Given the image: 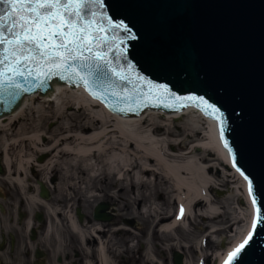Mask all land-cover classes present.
Returning <instances> with one entry per match:
<instances>
[{"label":"water","instance_id":"1","mask_svg":"<svg viewBox=\"0 0 264 264\" xmlns=\"http://www.w3.org/2000/svg\"><path fill=\"white\" fill-rule=\"evenodd\" d=\"M4 7L0 5V8ZM104 7L112 23L109 25L100 19L104 15L103 9L93 6L98 21L93 29L101 26L104 29L93 34L106 41L103 47L93 51L104 53L111 62L110 68L123 73L128 79L120 80L109 71L111 88L107 99L98 101L123 120L137 119L151 111L165 115L181 113L189 108L180 107L172 97L164 101L149 97L140 103V83L148 81L166 86L178 97H202L218 108L221 120L190 107L217 123L218 137L228 152L232 167L239 175L242 171L248 177L245 179L241 175L247 182L248 194L255 209V227L253 225L249 234L252 239L236 264H264V0H104ZM3 14L0 12V15ZM89 18L90 13L84 22ZM125 28L129 31L126 32ZM5 35L11 38V33L5 32ZM93 43H100V40H93ZM6 47L0 45V60L4 61L0 63V71L10 67L9 60L4 59ZM27 66L35 69L34 64ZM77 71L85 74L81 69ZM7 75L12 73L9 71ZM35 75L34 71L33 77L27 81L17 78L29 90H20L10 105L0 103L1 119L15 113L26 99L49 97L60 86L83 88L94 98L75 76L65 79L40 74L38 80ZM138 76L145 81L138 83ZM111 91L117 95L112 96ZM124 96L132 99L125 101ZM164 104L172 106L165 107ZM110 105L127 110L114 111ZM225 141L231 152L225 148ZM47 158L43 155L39 161L44 163ZM3 173L0 164V175ZM39 187L41 198L48 200L49 189L42 183ZM254 198L256 204H253ZM257 207L261 209L260 221L256 217ZM81 215L78 211L80 220L83 218ZM113 216L105 203L98 204L94 210V218L98 221L109 222ZM38 220L40 222L41 218L38 217ZM126 223L132 225L131 222ZM36 256H41L39 250ZM183 261L184 255L176 251L173 263L184 264Z\"/></svg>","mask_w":264,"mask_h":264},{"label":"rangeland","instance_id":"2","mask_svg":"<svg viewBox=\"0 0 264 264\" xmlns=\"http://www.w3.org/2000/svg\"><path fill=\"white\" fill-rule=\"evenodd\" d=\"M34 105H43L44 116L40 120L37 114L26 113L21 120L13 122L11 128L0 133L1 165L8 154L6 143L16 140L19 134L24 137H31L35 133L45 134L44 138L34 139L26 145L21 142L18 148H11L9 158L14 171L11 170L12 176L2 166L4 173L0 175V246L4 241L6 243L0 248V264H84L86 260L81 254L82 245H76V250L72 243L78 241L77 234L68 227L65 217L53 214L56 209L65 211L67 208L68 214H74L79 221L77 215L80 211L83 216L81 222L88 225L89 219L95 220L93 214L98 204H108L109 212L114 216L103 225L106 226L107 238L117 247L116 264H174L173 255L176 251L184 255L187 264H215L217 258L224 256L226 249L241 237V231L249 226L251 205L245 196L244 179L234 170L223 168L222 161L214 153L210 156L208 152L196 147L198 138L187 139L188 129L191 128L187 118L179 116L169 119L168 115L158 113L142 119L138 131L142 134L151 132L155 140L168 142L166 150L172 154H185L192 150L198 157L212 159L207 165L213 166L211 175L215 178L216 185L210 188V195L219 212L211 219L207 216L200 217L197 213L193 218H186L172 233L165 235L158 229L155 231L152 219L145 213L146 209L153 204L162 209V212L172 215L176 213L177 207L169 190L163 197L160 195L162 181L158 180L155 187L153 175L142 174V182L149 186L138 183L134 189L131 180L121 183L118 178L108 176L93 179L89 183L88 177L81 175V167L72 165L69 155L63 152L55 156L53 164L46 166L41 163L40 157L46 155L42 149L50 148L52 140L60 139L63 134L83 131L82 124L88 116L86 111L80 113L75 106L67 108L59 117L53 101L38 97L35 98ZM202 136L203 133L200 137ZM21 156L29 161L25 166L28 178H24V188L14 180L19 174L16 170ZM97 159L103 161L104 158ZM69 172L79 174L80 181L85 183L80 184L81 188L78 186L68 192ZM41 182L50 191V198L44 200L47 205L45 207L30 198L37 193L40 196ZM85 187L92 188L91 192L95 195L93 200L84 196ZM37 212L44 214L42 223L35 219ZM30 224L38 228L35 240L31 239V229L28 226ZM120 227L121 232L118 230ZM112 230L114 232H110ZM12 238L15 240L14 245ZM161 246L168 250L164 252ZM37 250L41 253L40 257L36 256ZM162 252L165 253L164 256ZM147 256L151 259H147Z\"/></svg>","mask_w":264,"mask_h":264},{"label":"bare ground","instance_id":"3","mask_svg":"<svg viewBox=\"0 0 264 264\" xmlns=\"http://www.w3.org/2000/svg\"><path fill=\"white\" fill-rule=\"evenodd\" d=\"M35 98L26 99L24 104L21 105L22 107L15 113L3 119L0 118V133L11 128V124L17 120H21L25 117L26 113L37 114L40 120L41 116H44L42 113L44 112V108L43 105H34ZM41 99L53 101L56 104V111L59 117L63 115L67 108H74L75 106L78 107L80 113L86 111L88 116L86 122L82 124L83 131H77L73 134H63L60 139L52 140L50 148L42 149L43 154L48 156L44 161L46 166L53 164L55 156L63 152V154L69 155L72 165L81 167V175L83 177L87 176L89 183L93 179L108 176L110 178H118L122 181L121 183L127 182L129 179L132 181L134 189L138 183L149 186L148 183L142 182V174L153 175L155 177V187L158 180L162 181L160 187L162 188V192H160V195L163 197V194L169 190V193L173 195V201L177 207L176 213L172 215L162 212V209L153 204L146 209L147 212L145 213L152 219L155 231L157 232L158 229L165 235L172 233L176 227L183 224L186 218H193L197 213L200 217L207 216L211 219V217L214 218V215L219 212L210 195V188L216 185L215 178L211 175L213 166L207 165L212 162V159L198 157L192 150L187 151L185 154H172L166 150L168 142L155 140L151 136V132L149 134H142L138 131V125L142 119L156 115L159 112L151 111L137 119L123 120L110 112L103 103L92 98L83 88L71 89L68 86H60L52 95ZM165 115H168L169 119L179 116L187 118L191 127L188 129L187 139L194 140V138H198L196 140V147L208 152L210 156H213L214 153V156L216 155V158L222 161L223 168L234 170L239 175L234 167H232L228 152L222 147L218 137L217 123L214 120L204 117L200 111L190 107L181 113ZM202 133L203 136L200 137ZM169 134L171 135L172 132ZM42 137L44 138L45 134L35 133L31 137H24V135L19 134L15 138L16 140L6 143L5 149L8 156L4 157L3 165L8 169L10 176L13 175L12 160L9 158L11 148H18L21 142L26 145L30 141L34 139L39 140ZM97 158L104 159L100 161ZM28 163L29 161L25 160L22 156L18 160L19 167H17L16 171H19V174L14 180L22 188L25 187L24 178H28L25 167ZM21 176L23 178H20ZM67 176L69 180L68 192L78 186L81 188L80 184L85 183L84 181H80L79 174L75 175L69 172ZM243 181L245 196L249 205H251L247 182ZM41 183L45 185L44 182ZM83 189L84 196L93 200L95 195L91 192L92 188L85 187ZM40 197L39 193H37L30 198L38 203V205H41V207L47 206L44 201L45 199ZM68 212L67 208H65V211L56 209L53 211V214L65 217L69 224L68 227L71 228L72 232L77 234L78 241H73L72 243L76 250H78L76 245H82L80 246L81 254L84 260H86L84 264H116L117 247L112 243V240L107 238L106 226L103 225L106 222L98 221L94 218V221L89 219L88 225H85L82 223L83 220L79 221L74 214L69 215ZM254 217L255 213L251 205L249 226L246 227L245 231H241V237L236 239L226 249L224 256L217 258L215 264H225L229 254L245 241L251 232ZM28 226L31 228L33 225L30 224ZM121 229L120 227L118 230L121 232ZM115 231L117 230L115 229ZM110 232H114V230ZM59 243L61 244V240ZM163 243L165 244V240ZM161 248L164 252L168 250L164 246H161ZM164 252H162L163 256L165 255ZM143 258H146V256L143 255ZM147 259L150 260L151 258L147 256Z\"/></svg>","mask_w":264,"mask_h":264},{"label":"snow or ice","instance_id":"4","mask_svg":"<svg viewBox=\"0 0 264 264\" xmlns=\"http://www.w3.org/2000/svg\"><path fill=\"white\" fill-rule=\"evenodd\" d=\"M0 45H7L4 49V59L9 60L10 67L0 71V103L10 105L19 95V91H28L17 78L27 81L29 77L40 79V74L44 76H61L68 79L73 76L83 82V86L97 100L107 99V93L111 88V78L109 71L113 72L120 80L128 79L121 72H116L110 68L111 62L104 53L93 51L104 46L106 41L103 37L94 35L104 31L103 27L93 29L97 24L96 9H103L104 15L100 19L111 25L112 21L107 16V9L104 7V0H0ZM90 13V18L85 23V17ZM11 21V23H8ZM79 25V26H78ZM125 31L129 30L125 28ZM11 33V38L5 35ZM134 38V37H133ZM99 39L100 43H93ZM123 53V49L120 50ZM88 53V55H85ZM0 60V63H3ZM35 65V69L27 65ZM25 65V67H22ZM131 67V65H129ZM77 69L84 71L81 75ZM12 75L8 76L7 72ZM138 83L145 81L143 77H137ZM43 83V81H41ZM145 83L147 89H145ZM140 83L141 97L140 103H144L149 97L156 101H164L172 97L179 102L180 107H195L200 109L210 118L221 120L219 109L211 105L207 100L195 96L178 97L166 86L155 85L145 81ZM99 89L100 91H97ZM101 92L105 94H101ZM153 93H156L153 96ZM112 96H116L115 91H111ZM125 101L132 97L124 96ZM165 107L172 105L164 104ZM114 111H126L125 108H116L110 105ZM221 138L223 139L224 127L221 121ZM225 148L231 152V148L225 141ZM240 171L239 168H237ZM245 179L248 177L241 171ZM249 192H252V184L249 180ZM253 204H256L255 198ZM183 211V209H181ZM256 217L262 219L261 209L256 208ZM255 227V224H254ZM252 236L241 243L232 253L229 254L226 264H236L243 250L248 246Z\"/></svg>","mask_w":264,"mask_h":264},{"label":"flooded vegetation","instance_id":"5","mask_svg":"<svg viewBox=\"0 0 264 264\" xmlns=\"http://www.w3.org/2000/svg\"><path fill=\"white\" fill-rule=\"evenodd\" d=\"M78 216V215H77ZM93 216H94V214H93ZM38 217L39 218H41V221L39 222V220H38ZM43 217H44V214H42V213H36L35 214V219L39 222V223H42V221H43ZM31 229V234H32V236H31V239L32 240H35L34 238H36V236H37V230H38V228H36V227H31L30 228ZM11 242H12V244L14 245V243H15V240H14V238H12L11 239ZM5 241L3 242V245H1L0 246V248L2 249L3 248V246L5 245ZM38 251V250H37ZM60 262H61V259L59 260Z\"/></svg>","mask_w":264,"mask_h":264}]
</instances>
